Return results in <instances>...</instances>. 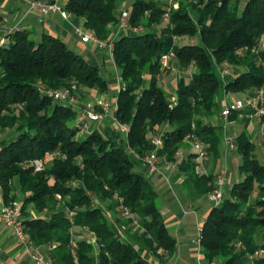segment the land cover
I'll return each instance as SVG.
<instances>
[{"label":"trees","instance_id":"obj_1","mask_svg":"<svg viewBox=\"0 0 264 264\" xmlns=\"http://www.w3.org/2000/svg\"><path fill=\"white\" fill-rule=\"evenodd\" d=\"M124 1L64 3L95 37L112 41V60L124 84L109 122L80 139L78 109L53 102L40 87L68 89L80 97L83 89L103 93L109 84L101 67L48 33L35 39L28 30H16L8 44L0 45V129L8 131L0 139L3 197L11 202L15 190L27 194L21 201L25 232L34 245H53V264H149L148 254L164 263L176 249L175 238L135 154L149 153L150 138L157 133L163 142L157 155L173 161L177 151L190 147L185 137L193 134L217 160L223 129L207 120L216 111L218 94L223 90L255 98L264 90V50L259 48L264 0H174L176 9L169 0H132L128 21L143 32L116 37V11ZM164 17L167 22L159 27ZM181 37L194 41L177 44ZM170 51L181 73L190 70L180 76L172 98L160 83V58ZM225 65L245 70L224 81L220 67ZM146 75L149 84L144 87ZM260 105L228 115L233 120L241 114L245 125L235 140L241 179L201 226L199 244L208 262L264 264V245L255 241L264 232V164L246 129ZM124 124L126 133L120 130ZM55 150L61 156L34 171L30 162ZM195 156L190 151L184 155L177 175L184 177L183 186L206 194L216 178L212 172H196ZM124 207L133 217L124 215ZM73 229L93 242L84 237L72 241Z\"/></svg>","mask_w":264,"mask_h":264},{"label":"crops","instance_id":"obj_2","mask_svg":"<svg viewBox=\"0 0 264 264\" xmlns=\"http://www.w3.org/2000/svg\"><path fill=\"white\" fill-rule=\"evenodd\" d=\"M66 1L60 0V4L64 5ZM3 18L5 19L4 22L1 21ZM7 27H15L17 30H28L35 38H39L42 33L55 35L62 39L72 50L82 55L89 63L99 65L101 71L109 70L111 73H116L113 76L112 74L106 77L103 75L108 83L113 84L114 88H116V93L111 100L108 90L99 96L95 88L83 93H87L88 97L92 98L91 100H94L98 107L101 102L107 101L109 103L108 115L111 112L113 116V106L116 105V94L124 87V84L120 79L117 66L113 63L112 53L108 54L105 50L97 48L94 43L83 42L81 40L79 32H89L83 26L81 18L72 14L64 17L57 12H51L47 16H42L37 8L30 9L25 0H0V39L3 37ZM114 35L119 36L121 34L116 33ZM170 65V70L174 71V73L180 72L175 57L170 59ZM221 70L228 71L227 74L222 76V79L225 81L233 78L240 71L245 70V67L225 65L220 67ZM164 74V72L161 74L160 83L166 90L168 98H172L180 75L173 79L170 76L166 77ZM172 74L171 72L170 75ZM144 78L143 86L147 87L149 77L146 75ZM241 97L242 94L240 93L224 92L223 90L218 94L216 111L207 121L209 124L222 127L223 129L222 142L224 144L221 142L219 158L214 160L208 154L198 160L194 158L198 173L208 174L212 172L215 178L218 176L224 177L223 197H228L231 185L241 179L238 172L240 157L235 151L236 142L235 147L232 148L227 139L232 138L235 141L236 136L244 129L245 125L241 114L236 119L229 120L228 116L221 115V110L229 103ZM91 100L89 101L91 102ZM88 104L89 106L91 105L90 103ZM74 107L79 111L78 121H80L84 113V105L82 102H77V105ZM96 125L101 128L100 122ZM246 129L255 144V152L259 160L264 164V122L261 121V117L256 115L250 116ZM7 133L6 129H0V139L8 136ZM188 143L190 147L180 150L183 157L188 151L194 153L191 143ZM139 168L157 191L160 212L164 218L166 227L175 238L176 249L170 257L166 258L165 262L177 264L181 260L182 264L209 263L201 253V247L197 241L198 237L195 238L193 229L200 228L210 209L214 205H219L220 202L210 200L207 197V193L196 194V190L190 184L183 186L184 177L177 175L176 168H167L166 161H160L159 170L155 173L148 172L147 168L141 163L139 164ZM14 184H16V180H14ZM14 194L16 196L15 200L19 202L23 201L27 196V194H23L19 190H15ZM250 200H253V198L251 197ZM28 212L33 216L31 208L28 209ZM51 214L52 212H47L45 215L49 216ZM73 230L78 231L77 229ZM255 241L264 245V232L257 233ZM52 246L51 244L34 245L28 235L24 241H19L0 220V264H53L50 257ZM260 254L264 255V248L261 249ZM147 260L149 264L165 263L160 262L158 257L150 254L147 255ZM213 263L221 264V261L216 260Z\"/></svg>","mask_w":264,"mask_h":264},{"label":"built area","instance_id":"obj_3","mask_svg":"<svg viewBox=\"0 0 264 264\" xmlns=\"http://www.w3.org/2000/svg\"><path fill=\"white\" fill-rule=\"evenodd\" d=\"M25 1L28 3L30 9L37 8L42 16H47L51 12H57L64 17L70 14L68 11L64 9V5L60 4V0H51V1L25 0ZM169 4L172 5L173 7L176 6V2H174V0H169ZM128 18H129V12L127 11V9H122L119 11L117 15V22L115 23L113 29L114 34L116 33L139 34L143 32V28L141 26L130 25ZM1 21L4 22L5 19L3 18V20ZM16 30L17 29L15 27H7L4 31L3 37L0 39V45L8 44L11 35ZM79 34L83 42H92L97 46V48L105 50L106 53L108 54L112 53L113 43L111 40L110 41L100 40L97 37H95L91 32L88 33L79 32ZM259 45H260L259 48L261 50H264V39L260 40ZM173 57L174 54L171 51L168 52L167 54L162 55L160 58L161 69L163 70L170 69L171 68L170 59ZM227 72H228L227 70H221L222 76H224V74H227ZM40 89L44 91L48 96H50L52 101L55 103H61L73 107L77 105L76 98L68 91V89L60 88V89L45 90L44 87L42 86L40 87ZM262 101H263V96L261 92H258L257 97L255 98L242 95L241 98H238L234 102H231L227 106H225L221 110V115L228 116L229 113L233 110L253 107L257 103L261 104ZM113 107L115 111L116 105ZM108 110H109V103L107 101L101 102L99 104V110H94L90 108L84 110V113L81 116L80 123H81V130L83 131L85 130L87 132L85 135L89 134L92 131L93 129L92 125L98 124L102 119L107 117ZM254 115L256 116L264 115V109L263 107H261V105L258 107V110ZM120 130L126 133L127 126L125 124L120 125ZM185 140L191 143L194 153L196 154L195 156L196 160L207 154L205 150V145L200 140H198L195 137V135L188 134L186 135ZM227 141L230 147L232 148L235 147V141L232 138H228ZM150 142L153 145V149L149 153L145 154L144 156H138L137 154H135V156L141 160V164L147 168L148 172L155 173L159 170V163L161 161L159 156L157 155V150L162 146L163 143L161 134L155 133L150 138ZM59 156H61V154L57 150L52 152H45L41 157L33 159L30 162V164L33 166L34 171H40L44 168L45 163L50 158L59 157ZM182 159L183 156L179 150L176 152L175 159L173 161H168V162L166 161L167 168L175 169ZM223 184H224V177L218 176L215 179L213 190L207 193V197L214 202H220L223 198L222 195ZM123 212L125 215L133 217L132 214L128 212V209L126 207L123 208ZM0 220L7 228H9L11 234L17 240L24 241L26 239L27 234L25 232L23 218L21 214V202L19 201L6 202L3 197L1 184H0ZM200 232H201V227L198 228L199 235ZM197 241L199 242V236ZM71 253L74 254L73 248H71ZM255 254H257V252H255ZM164 264H171V263L167 261ZM207 264H214V263L209 262Z\"/></svg>","mask_w":264,"mask_h":264},{"label":"rangeland","instance_id":"obj_4","mask_svg":"<svg viewBox=\"0 0 264 264\" xmlns=\"http://www.w3.org/2000/svg\"><path fill=\"white\" fill-rule=\"evenodd\" d=\"M131 1L132 0H125L124 2H122L119 6H118V8H117V15H118V13H119V11L120 10H122V9H129L130 8V4H131ZM178 7V5L176 4V6L175 7H173V8H177ZM167 17H164V20L161 22V24L159 25V27H161V26H163L167 21ZM144 29V28H143ZM34 37V36H33ZM116 37H118V36H116ZM35 38V37H34ZM35 39H38V38H35ZM196 40H197V42H198V38H196ZM194 41V37H181V38H177L176 39V43L177 44H183V43H185V42H193ZM227 68V67H226ZM229 69V68H228ZM230 70V69H229ZM162 71L165 73L164 75L166 76V77H168V76H170L171 78H177L178 77V75H180V76H182V75H184V76H188V74L190 73V70H188L186 73H181V72H179V73H174V71H172V70H170V69H168V71L167 70H163L162 69ZM231 71V70H230ZM162 72V73H163ZM173 73L172 75H170V73ZM161 73V74H162ZM232 73V72H231ZM109 74H112V76L113 75H115L116 73H111V71H107V70H104V71H102V75H105V77L106 76H108ZM160 79H161V75H160ZM174 81V80H173ZM109 84V86H108V91H109V93H110V100H111V98L113 97V95L116 93V88H114V85L113 84H111V83H108ZM93 89V88H92ZM96 89V88H95ZM87 90H91V89H83V90H81L83 93H84V91H86L87 92ZM96 91H97V89H96ZM261 92V94H262V96H263V101H262V103H261V107H263V109H264V90H262V91H260ZM102 93H99L98 91H97V95L99 96V95H101ZM243 95V94H242ZM75 98H76V100H77V102H82L83 103V105H84V110L85 109H96V107L95 106H98L97 105V103H95L94 102V100H91L92 98H90V97H88V94L86 93V94H84V96L83 97H80L79 95L78 96H74ZM89 100H91V102L89 101ZM88 103H90L91 105L89 106V104ZM88 106H87V105ZM112 118V113L110 112V114L109 115H107V117H105L104 119H102L101 121H100V124H101V126H103L104 124H106L107 122H109V120ZM99 124V123H98ZM91 126V125H90ZM256 126H257V124H256ZM92 128L93 129H100V127H98V126H95V125H92ZM92 129V130H93ZM79 132H78V134H77V138L78 139H80V138H82L87 132L84 130H81V125L79 126ZM260 134H261V132L259 131V130H257ZM260 134H258L259 136H261ZM222 144H224L223 142H222ZM221 144V145H222ZM263 145V144H262ZM264 146V145H263ZM258 149L259 150H261V148L260 147H258ZM58 198H59V196H58ZM14 201H16V200H14ZM128 212H129V210H128ZM130 213V212H129ZM131 214V213H130ZM125 215V214H124ZM126 216V215H125ZM118 229L122 232L123 231V227L122 226H118ZM73 231V236H72V241L73 240H76V239H80V238H87L89 241H91V242H93V240H91L93 237H89V235H87V234H85V232H83V231H75V230H72ZM193 234H194V236H195V238L196 237H198V228H194L193 229ZM79 235V236H78ZM261 252V251H260ZM177 264H182V262H181V260H179L178 262H177Z\"/></svg>","mask_w":264,"mask_h":264}]
</instances>
